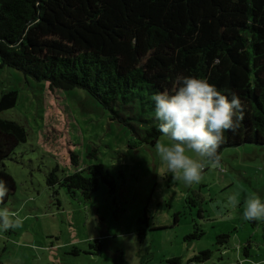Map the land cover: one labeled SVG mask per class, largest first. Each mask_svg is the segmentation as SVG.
I'll return each mask as SVG.
<instances>
[{
    "label": "rangeland",
    "instance_id": "374dc122",
    "mask_svg": "<svg viewBox=\"0 0 264 264\" xmlns=\"http://www.w3.org/2000/svg\"><path fill=\"white\" fill-rule=\"evenodd\" d=\"M13 90L18 102L0 117L24 125L29 136L5 162L16 189L0 208L19 212L23 225L0 230V264H264V221L242 218L249 193L264 200V146L225 149L223 170L206 167L202 180L187 186L161 171L154 146L131 147L130 130L83 90L51 91L0 67V97ZM71 151L81 166L109 168L116 192L102 186L90 199L55 193L48 174L57 163L71 168ZM233 192L239 206L217 215L212 205L219 210ZM196 232L203 235L189 238ZM206 251L207 260L190 262Z\"/></svg>",
    "mask_w": 264,
    "mask_h": 264
},
{
    "label": "trees",
    "instance_id": "16d2710c",
    "mask_svg": "<svg viewBox=\"0 0 264 264\" xmlns=\"http://www.w3.org/2000/svg\"><path fill=\"white\" fill-rule=\"evenodd\" d=\"M0 67L51 91L83 90L130 130L131 147L155 146L163 137L151 99L157 91L171 90L177 77L205 78L223 94L235 93L243 106L239 127L225 133L219 152L264 146V0H0ZM17 102L16 90L4 93L0 114ZM28 136L24 125L0 117L2 203L16 189L5 162ZM70 166L57 163L49 172L55 193L65 189L90 199L102 186L116 192L104 164L81 166L71 151ZM140 221L146 224L147 216ZM146 229L139 230L140 240Z\"/></svg>",
    "mask_w": 264,
    "mask_h": 264
},
{
    "label": "clouds",
    "instance_id": "9594fccd",
    "mask_svg": "<svg viewBox=\"0 0 264 264\" xmlns=\"http://www.w3.org/2000/svg\"><path fill=\"white\" fill-rule=\"evenodd\" d=\"M155 104L158 131L170 143L157 141L155 151L161 161V171L170 173L172 180L187 186L199 183L206 167L223 170L222 154L225 133L235 132L243 119V106L239 97L219 91L205 78L177 77L171 90L157 91L151 98ZM7 188L0 181V198ZM226 200L219 210L239 206V192L225 194ZM242 218L247 221H264V200L249 193L243 203ZM23 219L19 212L0 208V230L19 228ZM243 264V262H242Z\"/></svg>",
    "mask_w": 264,
    "mask_h": 264
}]
</instances>
